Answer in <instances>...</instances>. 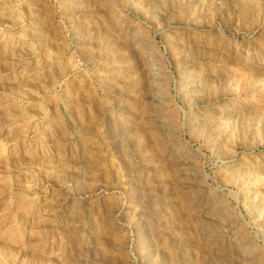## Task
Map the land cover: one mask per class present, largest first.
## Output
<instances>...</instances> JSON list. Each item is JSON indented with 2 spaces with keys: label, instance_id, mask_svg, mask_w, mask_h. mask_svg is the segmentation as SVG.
<instances>
[{
  "label": "rangeland",
  "instance_id": "obj_1",
  "mask_svg": "<svg viewBox=\"0 0 264 264\" xmlns=\"http://www.w3.org/2000/svg\"><path fill=\"white\" fill-rule=\"evenodd\" d=\"M0 264H264V0H0Z\"/></svg>",
  "mask_w": 264,
  "mask_h": 264
}]
</instances>
